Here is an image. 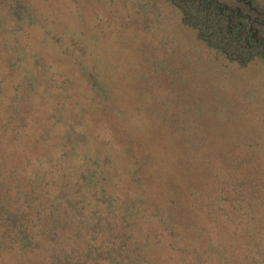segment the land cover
Wrapping results in <instances>:
<instances>
[{
	"label": "rangeland",
	"instance_id": "obj_1",
	"mask_svg": "<svg viewBox=\"0 0 264 264\" xmlns=\"http://www.w3.org/2000/svg\"><path fill=\"white\" fill-rule=\"evenodd\" d=\"M0 264H264V0H0Z\"/></svg>",
	"mask_w": 264,
	"mask_h": 264
}]
</instances>
